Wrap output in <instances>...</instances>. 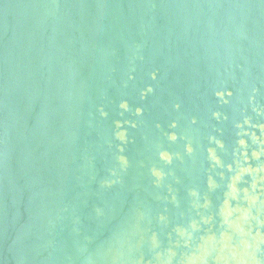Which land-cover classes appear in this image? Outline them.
I'll return each mask as SVG.
<instances>
[{
	"label": "water",
	"instance_id": "obj_1",
	"mask_svg": "<svg viewBox=\"0 0 264 264\" xmlns=\"http://www.w3.org/2000/svg\"><path fill=\"white\" fill-rule=\"evenodd\" d=\"M0 264H264V0H0Z\"/></svg>",
	"mask_w": 264,
	"mask_h": 264
}]
</instances>
